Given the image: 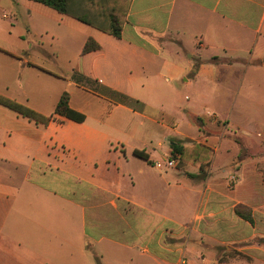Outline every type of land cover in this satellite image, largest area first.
Wrapping results in <instances>:
<instances>
[{"label": "crops", "instance_id": "obj_1", "mask_svg": "<svg viewBox=\"0 0 264 264\" xmlns=\"http://www.w3.org/2000/svg\"><path fill=\"white\" fill-rule=\"evenodd\" d=\"M0 13V95L50 117L67 91L31 89L67 82L86 117L38 125L0 105V264H223L163 239L263 235L264 125L244 103L263 94L264 0H129L121 38L32 0ZM38 50L70 54L73 79ZM174 143L210 154L173 158Z\"/></svg>", "mask_w": 264, "mask_h": 264}, {"label": "trees", "instance_id": "obj_2", "mask_svg": "<svg viewBox=\"0 0 264 264\" xmlns=\"http://www.w3.org/2000/svg\"><path fill=\"white\" fill-rule=\"evenodd\" d=\"M45 5L57 12L71 16L78 21L93 26L103 32L113 35L116 38L122 36V25L125 21V15L129 7V0H32ZM100 46L93 40L88 41L84 48V53L97 50ZM70 96L65 92L54 112L50 117H45L30 109L27 106L12 101L0 95V105L17 112L24 118L34 121L36 124L47 125L55 117H62L77 123L85 121L84 114L73 110L70 107ZM171 155L173 158L179 156L180 160L188 161L194 159L200 161L210 154V150L196 146L192 149H184L179 144H173ZM135 156L148 160L147 154L141 151H135ZM236 213L244 220L253 223L250 215H243L236 207Z\"/></svg>", "mask_w": 264, "mask_h": 264}, {"label": "rangeland", "instance_id": "obj_3", "mask_svg": "<svg viewBox=\"0 0 264 264\" xmlns=\"http://www.w3.org/2000/svg\"><path fill=\"white\" fill-rule=\"evenodd\" d=\"M29 53L34 57L35 61H37L39 65H41L42 67L48 69L49 71H53L54 73L63 75L65 79L72 78V73L74 69L71 70L68 64V59L72 57V56L69 57L70 54L66 52L48 53L42 50L33 51ZM62 88L65 91H67V93L70 95L72 93L74 96L79 95V93L75 92L76 88L75 87L71 88L70 86L67 85V82H66V87L65 85H60L57 83L53 87H51L50 85L48 86L47 84H43L42 88L34 87L31 90L35 93H40L42 91L48 90L51 94L53 93L58 94ZM16 89L17 87L15 88V90ZM13 94L19 95L18 90H16V92L14 91ZM249 96L250 97L247 98L248 101H246L244 105H248L252 109V111H255V113L261 111L262 115H260L259 117L262 119V123L264 125V86H263L262 95L256 92V94H252V95L250 94ZM79 97H77V100L80 101ZM22 105L28 106V104H26L24 100L22 101ZM94 109L95 108H92V110ZM152 132H154L153 129ZM69 186L71 188L74 186L72 181ZM259 201L261 200L259 199ZM261 203L264 204V196ZM236 207L239 209V212H241L243 215H247V216L250 215L252 217V211L249 207L241 204L237 205ZM262 226H263L262 230H260V228H258V230L262 231L263 235H258L255 238V240L241 245L227 246V245H216V244L207 243L203 239L196 240L194 237L191 238L189 235V231L186 232L184 235L180 236L179 238L170 239V237H165L163 241L168 246H173L176 244L184 245L187 242L189 243L195 242L197 244L198 242L200 245L202 244L206 249L213 250L218 262L223 264H264V223H262ZM171 240L172 241L174 240V242H171ZM93 264H108V263L105 262L98 253L96 257H93Z\"/></svg>", "mask_w": 264, "mask_h": 264}, {"label": "built area", "instance_id": "obj_4", "mask_svg": "<svg viewBox=\"0 0 264 264\" xmlns=\"http://www.w3.org/2000/svg\"><path fill=\"white\" fill-rule=\"evenodd\" d=\"M166 165H167L168 167H173V166H174V162H173V161H169V162H167ZM157 167H158V168H161L162 165H161V164H157Z\"/></svg>", "mask_w": 264, "mask_h": 264}]
</instances>
